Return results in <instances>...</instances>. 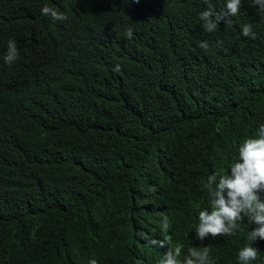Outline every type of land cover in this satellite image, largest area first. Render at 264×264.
I'll list each match as a JSON object with an SVG mask.
<instances>
[{
	"label": "trees",
	"instance_id": "obj_1",
	"mask_svg": "<svg viewBox=\"0 0 264 264\" xmlns=\"http://www.w3.org/2000/svg\"><path fill=\"white\" fill-rule=\"evenodd\" d=\"M225 2L0 0V54H20L0 59V264H160L161 214L178 264L202 246L238 264L255 224L195 235L207 177L264 123V12L241 0L207 32L199 13Z\"/></svg>",
	"mask_w": 264,
	"mask_h": 264
},
{
	"label": "clouds",
	"instance_id": "obj_2",
	"mask_svg": "<svg viewBox=\"0 0 264 264\" xmlns=\"http://www.w3.org/2000/svg\"><path fill=\"white\" fill-rule=\"evenodd\" d=\"M139 3V0H135ZM252 6L264 12V0H252ZM241 0H226L224 9L216 11L211 4L199 13L203 28L213 32L218 25L228 23L227 17L239 13ZM41 14L50 16L53 20L65 21L68 17L45 5ZM133 30L129 27L126 36L131 39ZM242 35L255 39L251 24L242 26ZM220 43V42H217ZM202 49L209 47L207 41L199 44ZM19 51L14 40L7 41L6 51L0 54L3 63L11 65L19 58ZM116 65L113 71H119ZM206 188L210 194V207L199 211V224L195 229L196 239L203 241L209 237L233 236L239 225L245 221L255 224L256 227L248 233L249 244L243 246L238 252V264H250L255 261L260 250L253 247V242L264 240V123L256 130L254 137H248L239 143L238 158L232 163L228 171L220 175L213 173L207 177ZM162 215L161 232L165 234L164 240L149 241L150 246L165 248L160 264H178L182 245L172 248L168 245L169 218ZM88 264H97L90 259ZM179 264H212L210 246L189 247Z\"/></svg>",
	"mask_w": 264,
	"mask_h": 264
}]
</instances>
